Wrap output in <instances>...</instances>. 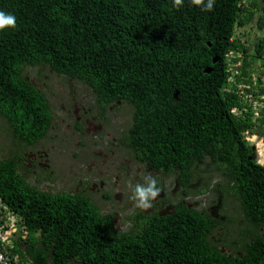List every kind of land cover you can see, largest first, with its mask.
Instances as JSON below:
<instances>
[{
	"label": "trees",
	"instance_id": "trees-1",
	"mask_svg": "<svg viewBox=\"0 0 264 264\" xmlns=\"http://www.w3.org/2000/svg\"><path fill=\"white\" fill-rule=\"evenodd\" d=\"M206 3L0 0L16 17L0 30V122L12 143L0 150V197L17 217L7 240L0 236L6 253L23 264H264V160L249 139L264 138V74L253 76L264 33L240 34L255 19L264 28V0H214L211 11ZM231 51L241 55L229 91ZM45 65L86 85L100 117L112 103L129 104L123 144L154 172L175 174L181 196L138 207L123 230L87 192L31 182L32 170L37 180L53 177L23 160L54 123L49 98L27 75ZM244 94L257 95L255 119ZM198 192L213 195V210L188 198Z\"/></svg>",
	"mask_w": 264,
	"mask_h": 264
},
{
	"label": "rangeland",
	"instance_id": "rangeland-1",
	"mask_svg": "<svg viewBox=\"0 0 264 264\" xmlns=\"http://www.w3.org/2000/svg\"><path fill=\"white\" fill-rule=\"evenodd\" d=\"M249 27L250 24L245 27L248 33L242 29L240 34L255 38L254 30ZM27 75L43 88L54 112V123L47 136L39 146L27 147L23 159L27 169L50 168L53 177L41 175L37 180L31 169V182L53 192H87L103 212L115 213L117 228L123 230L130 226L128 216L138 208L133 199V189L137 184L144 183V177H155L157 184L163 188L151 202V207H139L142 210H150L162 194L170 198L181 196L175 174L154 172L135 160L123 144L122 139L132 124L133 108L129 104L124 101L111 104L106 116L100 117L94 108L95 95L80 81L57 74L47 65L41 69L29 67ZM76 123L81 124V129L75 128ZM2 126L4 124L0 122L1 151L12 144L10 137L2 133ZM249 139L256 153L264 160V138L253 135ZM210 175L211 185L220 179L215 172ZM212 196L210 192H198L188 198L195 200L193 203L200 208L213 210L214 207L209 206Z\"/></svg>",
	"mask_w": 264,
	"mask_h": 264
},
{
	"label": "clouds",
	"instance_id": "clouds-1",
	"mask_svg": "<svg viewBox=\"0 0 264 264\" xmlns=\"http://www.w3.org/2000/svg\"><path fill=\"white\" fill-rule=\"evenodd\" d=\"M199 2H200V0H197V3H199ZM176 4L179 5L180 4V0H176ZM213 7H214V0H207L206 5H204L205 10L206 11H211L213 9ZM255 21L250 23V27L254 30V33L256 34V36L259 37L262 33H264V28L263 29H259L257 27V25H256L257 19H255ZM15 24H16V17H15L14 14H12L11 12H6V11H3V10H0V30L4 29L5 27H8V26L15 27ZM247 25H249V24H247ZM255 28H257V29L255 30ZM240 55L241 54L236 52V51H231L229 53V55H228L229 56V58H228L229 65H228L227 71L228 72L230 71V75L228 77L229 78V80H228V85H229L228 90L229 91L230 90H235V88L232 86V84H233L234 78H236V76H235L236 65L237 66L240 65V64H235V61H233V59H234V57L237 58ZM256 65H257V68L253 70V74H254L253 76H254L255 80L257 79V75L261 74V76H262L264 74V58L257 59ZM208 69H210L212 71L211 68H208ZM208 69H206V71ZM211 71H207V72L210 73ZM61 75H63V74H61ZM262 78H264V75L262 76ZM255 97L257 98V95L256 96H251V95H248V94H244V96H243V101H244V104H245L244 108L248 109L249 106H250V108L253 109V111H254V119L259 114L258 111L256 110V106H257V104L260 105V103L254 102L255 100H257ZM116 103H119V102H115V103H112V104H116ZM94 108L97 110V114H98V108L95 107V106H94ZM133 111H134V109H133ZM107 112H108V109H107ZM103 117H105V116H103ZM132 118H133V113H132ZM37 146H39V144L35 145V147H37ZM147 167L149 168V166H147ZM177 181H178V179H177ZM161 191H162V189L158 186L156 178L152 177V176H146V177H144V183L143 184H137L134 187V189H133V199H135L138 207L147 209V208L151 207V202L156 197H158L160 195ZM8 236H10V235H8Z\"/></svg>",
	"mask_w": 264,
	"mask_h": 264
},
{
	"label": "built area",
	"instance_id": "built-area-1",
	"mask_svg": "<svg viewBox=\"0 0 264 264\" xmlns=\"http://www.w3.org/2000/svg\"><path fill=\"white\" fill-rule=\"evenodd\" d=\"M17 219L16 214L11 212L9 206L4 203L0 197V236L4 240L10 235V231L13 225V221ZM6 226L10 228L5 229ZM0 264H23L18 255H12L6 253L0 245Z\"/></svg>",
	"mask_w": 264,
	"mask_h": 264
},
{
	"label": "water",
	"instance_id": "water-1",
	"mask_svg": "<svg viewBox=\"0 0 264 264\" xmlns=\"http://www.w3.org/2000/svg\"><path fill=\"white\" fill-rule=\"evenodd\" d=\"M207 71H211L210 69H208Z\"/></svg>",
	"mask_w": 264,
	"mask_h": 264
}]
</instances>
